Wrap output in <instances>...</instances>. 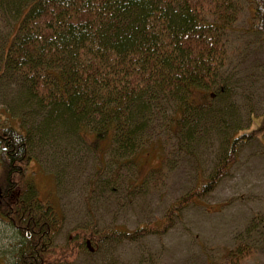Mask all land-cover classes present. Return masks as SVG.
I'll list each match as a JSON object with an SVG mask.
<instances>
[{
  "label": "trees",
  "instance_id": "trees-1",
  "mask_svg": "<svg viewBox=\"0 0 264 264\" xmlns=\"http://www.w3.org/2000/svg\"><path fill=\"white\" fill-rule=\"evenodd\" d=\"M248 1L245 30L264 41V0ZM243 9L242 0H0V19L11 15L15 21L0 49V76L9 72L24 80L27 97L47 113L48 129L76 131L102 163L110 149L136 150L146 129V102L156 96L175 98L172 124L176 131L189 127V137L200 122L212 131L227 126L234 114L226 104L230 85L221 78L229 57L224 33L235 29ZM16 123L0 118V219L17 235L12 264H72L109 242L167 231L230 173L243 143L264 136L263 113L256 128L250 124L231 134L214 171L173 201L160 220L133 229L76 227L64 244H56L63 213L40 199L26 174L36 135L22 117ZM123 165L112 182L119 181ZM102 172L103 166L88 203ZM238 249L229 264L251 256L248 245Z\"/></svg>",
  "mask_w": 264,
  "mask_h": 264
},
{
  "label": "rangeland",
  "instance_id": "rangeland-1",
  "mask_svg": "<svg viewBox=\"0 0 264 264\" xmlns=\"http://www.w3.org/2000/svg\"><path fill=\"white\" fill-rule=\"evenodd\" d=\"M242 2L244 9L235 29L224 33L229 57L221 78L224 75L230 85L226 104L234 116L226 118L227 126L220 129L212 131L196 117L200 123L192 127V136L186 133L189 127L176 131L172 124L175 98L156 96L146 102V129L136 150L110 149L101 163L76 131L48 129L47 113L27 97L24 80L9 72L0 76V118L9 117L17 126L16 119L22 117L24 126L35 133L26 174L34 179L40 199L63 213L56 244H64L76 227L133 229L160 220L173 201L214 171L232 133L250 124L252 129L257 127L264 113V41L245 30L250 2ZM10 17L0 19V49L15 22ZM217 105L221 107L223 101L218 99ZM119 164L124 165L114 183L111 178ZM102 166L88 203L92 181ZM169 226L163 233L136 241L109 242L99 252L83 253L72 264H229L244 245L252 253L238 264H264V136L243 143L230 173ZM16 236L0 219V264H12Z\"/></svg>",
  "mask_w": 264,
  "mask_h": 264
},
{
  "label": "water",
  "instance_id": "water-1",
  "mask_svg": "<svg viewBox=\"0 0 264 264\" xmlns=\"http://www.w3.org/2000/svg\"><path fill=\"white\" fill-rule=\"evenodd\" d=\"M0 192H1V190H0Z\"/></svg>",
  "mask_w": 264,
  "mask_h": 264
}]
</instances>
